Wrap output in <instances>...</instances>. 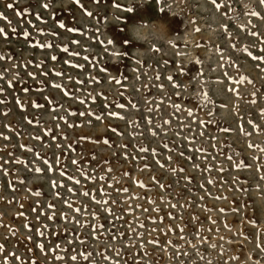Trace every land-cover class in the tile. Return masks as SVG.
<instances>
[{
	"label": "rangeland",
	"instance_id": "rangeland-1",
	"mask_svg": "<svg viewBox=\"0 0 264 264\" xmlns=\"http://www.w3.org/2000/svg\"><path fill=\"white\" fill-rule=\"evenodd\" d=\"M0 30V264H264L260 0H0Z\"/></svg>",
	"mask_w": 264,
	"mask_h": 264
},
{
	"label": "snow or ice",
	"instance_id": "snow-or-ice-1",
	"mask_svg": "<svg viewBox=\"0 0 264 264\" xmlns=\"http://www.w3.org/2000/svg\"><path fill=\"white\" fill-rule=\"evenodd\" d=\"M213 2L215 3V0H213ZM260 3L261 4H264V0H260ZM11 6V5H10ZM45 7H48V5H45ZM90 14V13H89ZM253 15H256L257 13H252ZM197 30H199V29H197ZM0 31H2V30H0ZM253 34H255V33H253ZM41 47H49L50 45H43V44H41L40 45ZM65 51H67V49H65ZM256 59H258V60H264V55H262V56H257V57H255ZM52 59H56V57L55 56H53L52 57ZM30 75H33V74H30ZM57 75H60V73H57ZM55 87H57V88H59V87H61V85H54ZM23 91H25V92H27L28 91V89L27 88H25V89H23ZM37 107H43V105H37ZM121 107H123V105H121ZM111 115H116L115 113H111ZM75 163V162H74ZM77 211H79V209H77ZM73 259H75V257H73Z\"/></svg>",
	"mask_w": 264,
	"mask_h": 264
}]
</instances>
